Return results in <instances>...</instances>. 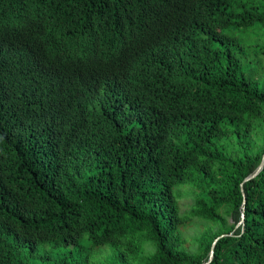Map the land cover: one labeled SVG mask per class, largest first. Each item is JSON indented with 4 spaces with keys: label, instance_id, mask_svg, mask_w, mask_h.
I'll list each match as a JSON object with an SVG mask.
<instances>
[{
    "label": "trees",
    "instance_id": "trees-1",
    "mask_svg": "<svg viewBox=\"0 0 264 264\" xmlns=\"http://www.w3.org/2000/svg\"><path fill=\"white\" fill-rule=\"evenodd\" d=\"M262 56L264 0H0V264H264Z\"/></svg>",
    "mask_w": 264,
    "mask_h": 264
},
{
    "label": "rangeland",
    "instance_id": "rangeland-1",
    "mask_svg": "<svg viewBox=\"0 0 264 264\" xmlns=\"http://www.w3.org/2000/svg\"><path fill=\"white\" fill-rule=\"evenodd\" d=\"M261 62V70L262 74L264 75V56L260 57ZM194 203V195L190 192L189 189H184L180 198H179V204H180V211L187 212L191 208V206ZM228 223H232V220L230 217L227 219ZM199 232V228L196 225H193L189 227L187 230H185L184 234L187 238L193 237Z\"/></svg>",
    "mask_w": 264,
    "mask_h": 264
},
{
    "label": "water",
    "instance_id": "water-1",
    "mask_svg": "<svg viewBox=\"0 0 264 264\" xmlns=\"http://www.w3.org/2000/svg\"><path fill=\"white\" fill-rule=\"evenodd\" d=\"M263 164H264V155L262 156V160H261L260 164L258 165V167L256 168L255 172L253 174H251L250 176L246 177L244 180H247V179L253 177L256 173H258L261 170V168L263 167ZM244 207H245V198L243 197L242 209H244ZM242 215H243V213H242ZM217 240H218V238H216L211 245V256H212L213 248H214Z\"/></svg>",
    "mask_w": 264,
    "mask_h": 264
}]
</instances>
